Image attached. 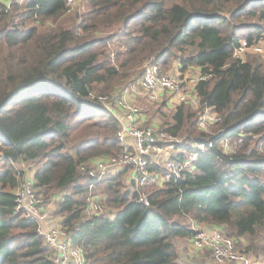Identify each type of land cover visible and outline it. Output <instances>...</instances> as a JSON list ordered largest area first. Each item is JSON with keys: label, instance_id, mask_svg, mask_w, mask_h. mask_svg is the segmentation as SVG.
Listing matches in <instances>:
<instances>
[{"label": "trees", "instance_id": "1", "mask_svg": "<svg viewBox=\"0 0 264 264\" xmlns=\"http://www.w3.org/2000/svg\"><path fill=\"white\" fill-rule=\"evenodd\" d=\"M65 4L0 0V264H51L36 223L14 211L28 170L45 200L62 193L60 226L88 264H185L174 240L191 238L194 228H218L240 251L262 252L264 60L232 52L264 37V0H85L82 13L62 20L74 9ZM174 61L179 74L169 70ZM148 63L179 77L198 70V107H171L174 94L160 92L171 108L160 132L210 145L178 178L140 188L145 205L118 169L90 191L79 167L121 151L117 100ZM204 107L221 117L206 130L198 126ZM173 149L179 159L190 147ZM149 169L165 175L153 162ZM97 186L110 210L86 216Z\"/></svg>", "mask_w": 264, "mask_h": 264}, {"label": "built area", "instance_id": "2", "mask_svg": "<svg viewBox=\"0 0 264 264\" xmlns=\"http://www.w3.org/2000/svg\"><path fill=\"white\" fill-rule=\"evenodd\" d=\"M74 2L75 0H65V5L71 10ZM248 53L264 56L262 41H240L233 48L232 56L234 59L243 60ZM159 70V67L152 63L146 64L143 68L141 86L151 99H157L161 91H167L173 93L178 102L187 101L198 107V100L192 93L191 87L202 79L200 73H196L195 76L190 75L189 78L188 75H180L179 77L178 75L161 73ZM105 99L100 98V100ZM117 101L121 111L114 114L119 123V128L114 137L121 145V151L115 157L96 159L90 165H81L79 170L90 178L89 189L92 191L96 182L109 172L129 168L138 187L137 200L147 205V197L140 188L145 184L160 185L170 178H178L180 172L191 167L210 144L195 143L185 138H175L163 132L156 134L153 127L138 125L136 122L138 109L134 105L125 99H118ZM220 122L221 117L217 113L213 112L210 107H204L199 115L198 126L206 130L208 125ZM165 144H169L170 147L176 144L190 147V149L182 152L184 157L179 159L171 157L166 162L165 175L163 180L159 181L157 177H154L149 166L152 164L151 156L164 150ZM220 144L224 152L231 151L228 141H221ZM260 149L264 151V142L260 144ZM91 193L84 206V211L89 216L96 215L103 210L102 200ZM45 203V199L34 189L33 180L25 177L15 191L14 211L36 223V232L50 249L51 264H88L83 249L71 243L69 233L64 227L59 225L50 229L44 228V222L48 217ZM194 229V234L190 238L191 243L200 247L209 246L211 253L220 263L264 264V255L255 257L238 250L233 239L226 236L220 229Z\"/></svg>", "mask_w": 264, "mask_h": 264}, {"label": "crops", "instance_id": "3", "mask_svg": "<svg viewBox=\"0 0 264 264\" xmlns=\"http://www.w3.org/2000/svg\"><path fill=\"white\" fill-rule=\"evenodd\" d=\"M178 65L179 64L176 61H174L169 70H171L172 72L178 73L177 72L178 67H179ZM193 71H195V73L197 74L199 73L197 69H194ZM176 73H171V74L177 75ZM122 96L128 103L138 106L140 112L136 116V122L138 123L139 126L150 125L154 129H159V126H161L165 120V116H163L165 114L162 115V113L164 112L163 110H165V112L166 111L171 112L170 111L171 108L165 107V105L161 104V101L166 100L167 95H164L160 99V101H158L159 98L157 100L151 99V97L144 90H142L141 79L136 80L135 82H133L132 85H130L127 89H125V91H123ZM159 110L162 112L161 114L159 113ZM160 130L162 129L160 128L159 131ZM177 152L178 151H175L173 147L166 146L165 149L162 150L158 155L155 154L151 156V160L154 164H157L162 168L171 157H174L177 155L176 154ZM94 161L91 162V164L94 163ZM162 169H164L165 171V166ZM117 172L122 173L123 181L126 185H129L131 182L134 183L133 177H132L133 174L131 170H129V172H126L125 169H118L115 172V174ZM25 177L33 180V170H28L26 172ZM61 196H62V193L55 192L51 197L47 199L48 201L46 200L45 209L48 213V217H47L46 222H44V225H43L45 229H50L52 227L59 226L61 224V217L59 215H58L59 217L56 215L55 216L52 215L53 212L55 211V207L53 206V203L55 202L57 205V202H59ZM99 199L102 200L101 197H99ZM257 242L264 249L263 241L258 240ZM242 244L244 245L245 243L242 242ZM250 255L255 256V257H260L264 255V250L262 252L256 251L255 253H250Z\"/></svg>", "mask_w": 264, "mask_h": 264}, {"label": "rangeland", "instance_id": "4", "mask_svg": "<svg viewBox=\"0 0 264 264\" xmlns=\"http://www.w3.org/2000/svg\"><path fill=\"white\" fill-rule=\"evenodd\" d=\"M1 1L4 2V3H7L9 0H1ZM19 1L23 2V1H26V0H19ZM84 5H85V0H75L74 5L72 7L74 9L69 14H65L64 16H62V20H67L68 17H69L68 19L72 18V16H70L72 13H78V14L82 13L84 11ZM78 14H76V15H78ZM99 37H101V33H100ZM261 41H262V43L264 45V37L262 38ZM252 58H260V59L264 60V58L261 57L260 55L252 54V53L245 55L243 60L252 59ZM140 74H141V72L139 74H135L133 77H130V79H133L136 76L139 77ZM195 75H196L195 72H193L191 74V76H195ZM128 80H126L125 82H127ZM176 102H177V97L174 95V100L170 103V106L173 107L176 104ZM163 111H165V110H163ZM159 113L161 114L162 112L159 110ZM165 114H168V112L166 111ZM162 115H163V113H162ZM163 116H165V119L167 118V115H163ZM160 128H162V127L159 126V129ZM159 129H154L153 128V130L155 131L156 134H158L160 132ZM160 142H162V141H160ZM159 164H161V163H159ZM164 166L162 168H164ZM124 169H126V172H129V170H130L129 168H124ZM154 177H157L159 179V181L163 180V177H161L160 175H156L155 173H154ZM101 190H102V187L97 186L96 190H93V192L91 194L94 195V196H99V197H101L104 200V196H103ZM53 206L55 207V211L53 212L52 215L53 216H55V215L58 216V214L56 212L57 209H56V203L55 202L53 203ZM109 210H110V208H108L106 211L103 209L102 211H100L101 212L100 214H106L105 212H107ZM83 214L88 216L85 213V211H84ZM174 245H175L176 250L178 252V258H179V260L182 263H185V264H226V263H222V262L220 263L214 257V255L211 253V249H210L209 246H201L200 247L199 245H194L193 243H191V239L190 238L175 239L174 240ZM239 249L240 248H238V250Z\"/></svg>", "mask_w": 264, "mask_h": 264}]
</instances>
